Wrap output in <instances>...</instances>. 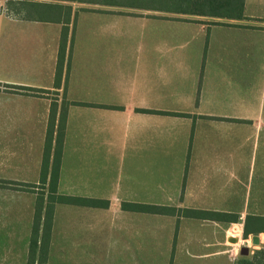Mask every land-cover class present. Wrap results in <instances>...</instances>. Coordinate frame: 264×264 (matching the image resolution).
<instances>
[{
    "label": "crops",
    "instance_id": "crops-1",
    "mask_svg": "<svg viewBox=\"0 0 264 264\" xmlns=\"http://www.w3.org/2000/svg\"><path fill=\"white\" fill-rule=\"evenodd\" d=\"M184 2L0 3V182L18 183H0V264H28L36 193L20 184L39 180L50 105L24 87L57 89L59 98L64 87L74 102L58 194L107 202L55 203L46 264H95L100 255L240 259L230 230L264 217V9L244 0L241 17L228 18ZM63 29L69 64L55 88ZM254 234V249L264 248V231Z\"/></svg>",
    "mask_w": 264,
    "mask_h": 264
},
{
    "label": "trees",
    "instance_id": "trees-1",
    "mask_svg": "<svg viewBox=\"0 0 264 264\" xmlns=\"http://www.w3.org/2000/svg\"><path fill=\"white\" fill-rule=\"evenodd\" d=\"M86 3H102L103 0H75ZM100 1V2H99ZM11 3L12 0H7ZM192 9H200L202 12L225 16L228 18H240L244 0H185ZM28 6L39 8L42 5L38 1H27ZM67 32L63 29L60 34L58 51L56 56V66L54 74V87H60L64 67L66 71L69 64V53H66ZM24 93L31 95L46 96L50 99L46 132L42 150V157L39 170V180L37 183L20 184L22 189L30 190L36 193V201L32 220L31 234L28 246L27 263L28 264H46L48 247L50 242V231L53 218V209L55 203H80L85 205H107L106 201H100L90 198H81L76 196L61 195L57 192L58 175L62 155V145L65 134V122L67 108L74 102L65 97L64 87L61 97L57 89L48 90L42 88L24 87ZM0 183L16 187L17 182L1 181ZM123 209H131L142 212L176 214L177 216L195 217L219 220L226 215L222 212L194 210V209H176L174 207H164L142 203L122 202ZM250 219H263L264 217L248 216L244 222L243 236L252 232L264 231L263 224L249 225ZM263 229V230H262ZM261 258H255V252L250 260L241 259L237 264H263L264 249L259 250Z\"/></svg>",
    "mask_w": 264,
    "mask_h": 264
},
{
    "label": "rangeland",
    "instance_id": "rangeland-1",
    "mask_svg": "<svg viewBox=\"0 0 264 264\" xmlns=\"http://www.w3.org/2000/svg\"><path fill=\"white\" fill-rule=\"evenodd\" d=\"M6 0H0V3L4 4ZM249 7L260 11L261 9H264V0H249ZM230 234H234L232 233V230H230L229 232ZM239 236V241L232 243L231 244H235V246H243V245H247L248 246V253L245 255L240 254V259H238L236 261V264L239 260L244 259V260H250L252 259L254 252H255V258H261V255L259 254V250L260 249H264V248H256L255 247L258 246V243H252L251 242V236L248 234L247 236H243V231L242 233L239 232L238 233ZM106 251V250H105ZM101 256V255H100ZM96 256L95 257V264H170V259L168 258V261L166 262V259L163 257H157V256H153V257H138L135 258V260L137 261V263L133 262V258H126V257H122L120 258L119 256ZM222 260H223V264H228L227 261V256L223 255L222 256ZM264 260V259H263ZM185 264H213V261H210L209 259H196V258H186V261L184 262Z\"/></svg>",
    "mask_w": 264,
    "mask_h": 264
},
{
    "label": "water",
    "instance_id": "water-1",
    "mask_svg": "<svg viewBox=\"0 0 264 264\" xmlns=\"http://www.w3.org/2000/svg\"><path fill=\"white\" fill-rule=\"evenodd\" d=\"M227 241L228 242H232V243H235V242H238L239 241V237L238 235H235V234H230L228 237H227ZM251 242L252 243H258L259 240H258V236L257 235H252L251 236ZM248 253V246L247 245H243L240 247V254L242 255H245Z\"/></svg>",
    "mask_w": 264,
    "mask_h": 264
},
{
    "label": "built area",
    "instance_id": "built-area-1",
    "mask_svg": "<svg viewBox=\"0 0 264 264\" xmlns=\"http://www.w3.org/2000/svg\"><path fill=\"white\" fill-rule=\"evenodd\" d=\"M231 230H232V233H234L235 235H237V233H238L237 231H238V230H236L235 227H233Z\"/></svg>",
    "mask_w": 264,
    "mask_h": 264
}]
</instances>
